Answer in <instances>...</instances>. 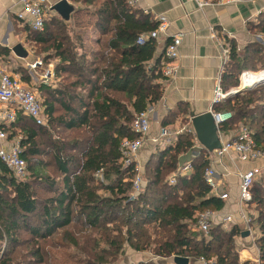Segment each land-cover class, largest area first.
<instances>
[{
  "label": "trees",
  "instance_id": "trees-1",
  "mask_svg": "<svg viewBox=\"0 0 264 264\" xmlns=\"http://www.w3.org/2000/svg\"><path fill=\"white\" fill-rule=\"evenodd\" d=\"M73 11L79 17V10ZM93 14L97 17L92 23L91 43H83L90 30L70 29L62 17L46 16L40 31L24 25L30 40L45 45V52L51 51L43 60L55 58V76L63 81L40 88L46 125L32 119L25 124L26 115L21 112L14 122L1 125L8 139L21 134V156L27 162L28 174L25 180H17L0 161V264H17L12 261V252L24 243H34L32 257L42 260L39 242L56 232L66 233L77 221L106 230L94 240L104 246L93 256L84 253L86 257L79 261L82 264L109 263L126 246L136 252L150 249L160 258L187 257L188 264H195L200 255L214 257L217 264H249L238 259L236 237L241 231L236 224L224 229L213 223L206 233L195 230L196 213L218 211L224 201L210 191L203 177L210 151L201 148L198 155L184 157L194 148L189 127L171 143L153 150L144 163L141 189L132 195L135 164H123L119 145L123 139L136 136L132 129L135 116L163 93L159 80L164 78L161 69L165 58L164 54L155 57L157 38L151 35L158 22L127 0H103ZM77 19L75 24L79 25ZM247 29L264 34V12L248 22ZM141 36L143 41L138 42ZM227 42L229 60L221 77L224 91L239 85L243 71L264 70L261 42L253 39L241 52L235 41ZM7 52L0 48V56ZM17 70L30 84L28 70ZM246 77V85L261 78L254 73ZM212 108L232 112L220 130L245 125L264 151V85L215 102ZM67 132H78L79 136L70 139ZM188 161L192 172L179 174L170 183L169 174ZM98 170L102 180L95 177ZM41 191L49 195L42 197ZM251 193L250 207L255 210L251 226L258 231L255 243L264 264V174L254 181ZM36 215L40 223L34 225ZM113 222L120 226L111 231L106 227ZM20 231L29 237L21 239ZM68 240L77 244L72 237ZM133 264L162 263L147 260Z\"/></svg>",
  "mask_w": 264,
  "mask_h": 264
},
{
  "label": "crops",
  "instance_id": "crops-1",
  "mask_svg": "<svg viewBox=\"0 0 264 264\" xmlns=\"http://www.w3.org/2000/svg\"><path fill=\"white\" fill-rule=\"evenodd\" d=\"M18 1L0 0V48L8 50L7 53L1 54L0 63L9 73L20 78L26 86L35 91L38 97L43 100L40 88L55 87L61 83V77L55 76L56 60L53 56H49L47 61L43 60L45 55H51V51H46L42 55L38 54L34 50L37 45L36 41L31 39L28 43L27 31L24 30V25L15 17V11L20 9V5L17 4ZM49 1L55 3V0ZM70 3L75 9L79 10V17L73 11L65 22L70 26V29L71 26L80 29L75 24V20L78 18L77 23H80L81 27L90 30V36L83 43H91V39L94 37L92 33L94 25L92 23L97 17L93 12L103 3V0H71ZM134 6L140 11L149 13L151 18L158 23L162 18H165L169 24L165 33L160 34L156 40L155 57L164 54L165 44L173 35L182 33L177 75L174 79L162 78L159 80L163 93L156 103L148 107L150 133L144 142V147L137 154V161L143 170L144 163L153 150L156 147L165 145L162 141H158L156 144L151 142L150 137L159 135L162 128L170 132L172 139L177 136L178 130L189 127L193 132L191 118L194 115L213 110L214 87L218 82L221 84L222 73L225 64L229 60V56L225 60L222 49L228 46L227 41L232 40L237 43V47L241 52L244 45L253 40L254 34L248 31L247 23L256 20L264 11V0H236L206 6L201 10L196 7L193 0H138ZM46 13L48 18H60V15L52 9H48ZM260 37L262 35L256 37L257 41L261 39ZM18 46L22 47L26 55L14 53L13 49ZM35 59H41L43 66L30 69L28 64ZM47 66L51 68V73L48 78H43L41 75ZM19 67H24L27 70L29 68L31 86L22 80L21 74L17 70ZM38 69H41V74L36 73L35 70ZM247 81L248 78L243 77L244 85ZM25 120L27 122L25 124L29 125L31 123L28 116ZM238 129L239 127L221 130L219 133L220 141L235 137ZM193 135L194 148L190 152L196 154L203 147L196 139L194 132ZM12 141H14L13 138L8 139L7 143L11 144ZM187 155L185 154L184 157H187ZM249 166L250 164L240 162L232 157H224L222 163L217 164L216 170L220 178L218 191H226L229 194V199L224 201L220 209L222 213L234 212L236 214L239 172ZM175 171L177 169L173 172ZM251 210L254 215L255 210L252 208ZM235 223L241 233L248 230L243 222L236 221ZM257 236L258 231L253 228L247 236L240 234L236 237L240 262H250L259 255L255 243Z\"/></svg>",
  "mask_w": 264,
  "mask_h": 264
},
{
  "label": "built area",
  "instance_id": "built-area-1",
  "mask_svg": "<svg viewBox=\"0 0 264 264\" xmlns=\"http://www.w3.org/2000/svg\"><path fill=\"white\" fill-rule=\"evenodd\" d=\"M60 0H55V2ZM70 3L71 0H65ZM130 5H135L138 0H127ZM198 9H203L206 6H213L222 3H228L236 0H193ZM255 1V0H252ZM20 9L15 11L16 19L23 25H27L32 30H43L47 10L51 9L54 3L49 0H19L17 2ZM168 22L162 18L151 35L158 38L160 34L165 33ZM144 36L138 38V42L143 41ZM182 42V33L173 35L165 44L164 57L165 61L162 65L161 73L166 79H174L178 72L179 48ZM225 60L228 59L230 48L225 46L222 49ZM43 66L41 59H35L28 64L30 69H37ZM51 73L50 67H45L42 73L43 78H48ZM247 73H258L261 78H264V70L260 71H243L239 76V85L232 87L228 91H224L221 84L218 82L214 87L213 101L219 102L225 99V96L230 91L244 86L243 77ZM260 78V79H261ZM18 112L23 113L38 125L47 124V115L42 105V100L37 93L26 86L20 78L9 73L0 63V161L9 167L12 174L17 180H25L28 174L27 162L21 156L22 147L20 142L15 140L8 144L7 133L1 128V125H8L14 122ZM214 122L220 133V125L228 121L232 117L231 111H214L211 110ZM132 129L136 136L123 139L120 142L119 150L122 154L124 165L131 163L135 164L136 175L133 179L134 196L141 189L142 175L141 165L137 161V154L143 147L145 140L150 133V115L148 109L139 112L132 123ZM184 129L178 130L177 134ZM190 131H192L189 128ZM193 133V132H192ZM176 135V133H175ZM176 137V136H175ZM151 142L157 143L162 141L165 144L171 143L175 138L170 137V132L162 128L160 134L155 137H150ZM224 157L236 158L238 161L248 163L250 166L239 172L238 196L236 200L237 212L222 213L220 210H204L197 212L194 219V226L204 233L208 231L213 223H220L222 228L229 229L236 221L244 223L249 233L252 231L251 223L253 214L250 208L252 201L251 188L254 181L264 174V151L257 146L252 134V130L245 125H241L235 137L220 141V146L210 151L209 163L204 170V180L210 187V191L219 196L223 201L229 199V194L226 191H218L220 178L218 176L216 166L222 163ZM193 170L191 162H186L179 166L177 171L173 172L168 180L170 183L175 181L177 175H187ZM95 177L102 180L101 170L95 173ZM195 264H217L214 258H207L200 255L195 260ZM249 264H263L260 261L259 255L253 258Z\"/></svg>",
  "mask_w": 264,
  "mask_h": 264
},
{
  "label": "rangeland",
  "instance_id": "rangeland-1",
  "mask_svg": "<svg viewBox=\"0 0 264 264\" xmlns=\"http://www.w3.org/2000/svg\"><path fill=\"white\" fill-rule=\"evenodd\" d=\"M264 12V11H263ZM79 28L81 29H76V30H83L85 28L80 26V23L78 25ZM71 33V31H69ZM254 40H257L256 37H260L261 39L258 41H261L262 44L264 45V34L258 33L254 31ZM27 41L30 43V37L27 34ZM46 46L45 45H36L35 49L36 53L38 54H43L45 52ZM240 52V50H239ZM259 65V63H258ZM29 70V68H28ZM30 71V70H29ZM36 73L41 74V69L35 70ZM60 81H63V78H60ZM29 86H31L29 84ZM70 136V139H73L75 137L79 136L78 132H67ZM65 133H63L64 135ZM21 137L19 135H16L13 140L19 141ZM144 147V145H143ZM199 152L196 154H193L190 152L187 155V158H191L193 156L198 155ZM149 157V156H148ZM46 159V157H45ZM142 168V166H141ZM142 170V169H141ZM144 166L143 170L141 171V175L143 176L142 179L144 178ZM49 172H52L49 169ZM172 173V172H171ZM170 173V174H171ZM54 174V173H53ZM169 174V175H170ZM103 177V175H102ZM42 197H46L49 195L48 193L41 191L39 192ZM37 217V215H36ZM38 222L35 220L33 222L34 225H37V223H40V218L37 217ZM34 221V220H33ZM117 225V226H116ZM120 223L113 222L110 224L109 228L112 230L115 229V227H119ZM105 227V226H104ZM122 227V226H121ZM193 227V225H192ZM122 232H125V227H122ZM198 230V229H195ZM66 231L70 233V237L68 238H73L76 240L77 244H74L68 240L67 232L66 233H61V232H56L51 236L50 238L39 242L40 243V250L43 255L42 260H38L37 258L32 257V250L36 248V245L34 243L26 245L25 243L22 245H16L15 249L12 252V261L16 262L17 264H82L80 263V259H84L85 254H88L89 256H93V254L100 249V247H103L104 244L102 243L100 246L97 245V243L94 242V240H98L99 237H101V234L106 231L105 229L99 227L95 228H90L86 225H84L81 221L73 222L72 224L69 225L68 228H66ZM109 232V231H108ZM19 236L21 239H26L29 237L28 234H26L23 231L19 232ZM3 248V247H2ZM148 251V252H147ZM85 253V254H84ZM86 257V256H85ZM214 258V257H213ZM215 259V258H214ZM147 260H153L156 261V263H162V264H172L171 263V257L169 258H160L155 255H153V251L145 250V252H136L132 250L130 247L126 246L124 251L121 252L115 259L110 260L109 263L106 264H133L137 263L140 261H147Z\"/></svg>",
  "mask_w": 264,
  "mask_h": 264
},
{
  "label": "water",
  "instance_id": "water-1",
  "mask_svg": "<svg viewBox=\"0 0 264 264\" xmlns=\"http://www.w3.org/2000/svg\"><path fill=\"white\" fill-rule=\"evenodd\" d=\"M51 9L57 12L63 19L68 20L74 7L71 3L65 0H60L55 2ZM13 51L17 55H26V52L20 46L15 47ZM261 85H264V78L259 79L253 84L244 85L230 91L226 94L225 98H231L239 93L251 90ZM191 126L193 132L195 133L196 139L200 142L203 148L207 149L208 151H212L220 146L219 130L214 122L211 111L194 115L191 118ZM248 234V230H244L241 233L242 236H247ZM172 262L175 264H188V258L177 255L171 258V263Z\"/></svg>",
  "mask_w": 264,
  "mask_h": 264
},
{
  "label": "bare ground",
  "instance_id": "bare-ground-1",
  "mask_svg": "<svg viewBox=\"0 0 264 264\" xmlns=\"http://www.w3.org/2000/svg\"><path fill=\"white\" fill-rule=\"evenodd\" d=\"M248 74H250V73L245 74V76L248 75ZM245 76H244V77H245Z\"/></svg>",
  "mask_w": 264,
  "mask_h": 264
}]
</instances>
